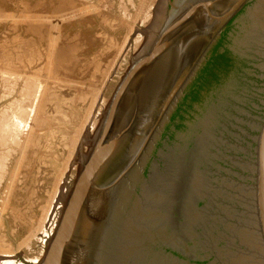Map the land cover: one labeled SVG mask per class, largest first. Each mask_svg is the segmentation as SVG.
<instances>
[{
	"label": "water",
	"instance_id": "95a60500",
	"mask_svg": "<svg viewBox=\"0 0 264 264\" xmlns=\"http://www.w3.org/2000/svg\"><path fill=\"white\" fill-rule=\"evenodd\" d=\"M252 2L166 0L36 264H264V27L232 26L234 67L172 122Z\"/></svg>",
	"mask_w": 264,
	"mask_h": 264
},
{
	"label": "rangeland",
	"instance_id": "374dc122",
	"mask_svg": "<svg viewBox=\"0 0 264 264\" xmlns=\"http://www.w3.org/2000/svg\"><path fill=\"white\" fill-rule=\"evenodd\" d=\"M158 1L0 0V264L43 256ZM249 6L233 25L264 27Z\"/></svg>",
	"mask_w": 264,
	"mask_h": 264
},
{
	"label": "trees",
	"instance_id": "16d2710c",
	"mask_svg": "<svg viewBox=\"0 0 264 264\" xmlns=\"http://www.w3.org/2000/svg\"><path fill=\"white\" fill-rule=\"evenodd\" d=\"M239 16L240 15H238L226 27L220 39L211 49L207 61L202 66L193 82L188 86L185 96L178 104L172 117V122H174L177 117L184 118V114H182V112L193 108V104L195 102H201L203 90L210 87L214 83H219L222 75L224 73H228L230 69L234 67L236 56H234L229 49L225 48V45L228 34L232 29L233 22L236 21Z\"/></svg>",
	"mask_w": 264,
	"mask_h": 264
},
{
	"label": "flooded vegetation",
	"instance_id": "af4514ba",
	"mask_svg": "<svg viewBox=\"0 0 264 264\" xmlns=\"http://www.w3.org/2000/svg\"><path fill=\"white\" fill-rule=\"evenodd\" d=\"M163 4H165L166 3V0H160ZM160 1H158V3H161ZM250 5V4H249ZM247 8V7H246ZM246 8L243 10V11H245L246 10ZM157 9V8H156ZM155 10V9H154ZM235 23V21L233 22V24Z\"/></svg>",
	"mask_w": 264,
	"mask_h": 264
},
{
	"label": "bare ground",
	"instance_id": "6f19581e",
	"mask_svg": "<svg viewBox=\"0 0 264 264\" xmlns=\"http://www.w3.org/2000/svg\"><path fill=\"white\" fill-rule=\"evenodd\" d=\"M161 9H162V8H161ZM161 9H160V12H161L162 10L164 11V9H162V10H161ZM256 10H257V9H256ZM256 10L253 11V14H255V15H257ZM161 14H163V12H162ZM158 15H159V14H158ZM7 256H8V255H7ZM6 258H9V257H6ZM8 260H10V259H8Z\"/></svg>",
	"mask_w": 264,
	"mask_h": 264
}]
</instances>
